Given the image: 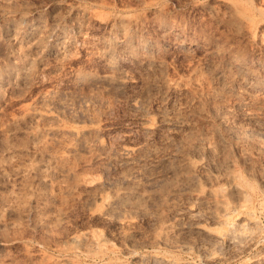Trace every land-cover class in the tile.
<instances>
[{"label": "rangeland", "instance_id": "obj_1", "mask_svg": "<svg viewBox=\"0 0 264 264\" xmlns=\"http://www.w3.org/2000/svg\"><path fill=\"white\" fill-rule=\"evenodd\" d=\"M78 8L128 21L130 33L118 37L121 44L114 52L113 68L127 76L121 90L94 76L76 80L77 70L105 71L90 43L73 44L59 61L46 46L42 58L31 63L22 55L21 42L8 44L1 32L12 15H40L49 23L56 16L68 19ZM85 26L90 36L108 32L97 21ZM176 27L179 36L170 30ZM216 47L213 55L205 54ZM226 52L264 64V0H0V264H140L130 247L135 255L151 252L204 264L196 250L175 244L180 235L157 240L161 221L182 212L156 193L179 186L178 180L165 181L175 182L170 188L153 180L127 184L132 173L116 151L140 142L147 165L140 171L170 170L194 142L203 145L196 137L202 135L218 147L223 142L228 154L220 161L207 159L208 165L225 158L224 166L231 158L240 176H249L257 187L264 168V113L249 119L251 110L238 106L230 94H206L217 84L211 66L219 65ZM147 55L158 67L143 65ZM161 80L176 87L151 85ZM43 93L49 98L39 100ZM163 115L181 120L179 135H172ZM146 120L154 129L142 134L140 124ZM70 128L84 134L77 138ZM132 189L149 197L138 206L127 198L106 216L99 213L103 200L91 201L98 192L108 199ZM255 194V232L229 231L231 242L216 247L211 264H264V195ZM201 221L213 226L204 216Z\"/></svg>", "mask_w": 264, "mask_h": 264}, {"label": "bare ground", "instance_id": "obj_2", "mask_svg": "<svg viewBox=\"0 0 264 264\" xmlns=\"http://www.w3.org/2000/svg\"><path fill=\"white\" fill-rule=\"evenodd\" d=\"M229 5L233 8L232 4ZM69 13L68 19L56 16L49 23L40 15L35 17H23L19 16V14L12 15L5 21V27L1 29V32L8 44L16 41L21 42L20 50L22 55L31 63L38 62L41 55L44 54L46 46L50 47V52L54 59L59 61L60 58L65 57V50H69L73 44L77 42L81 44L84 42L90 43L94 48V57L104 61L105 71L96 75L89 71L77 70L75 71L76 80L79 81L94 76V78L107 83L113 90H121L127 76L124 70L116 68L117 66L115 69L113 68L115 64L114 52L116 46L121 44V40L118 37H127L130 33V28L127 25L128 21L121 18L120 15L119 17L110 16L103 19L96 12L79 8ZM90 20L107 26L108 32L99 36L88 35L89 28L85 26V22ZM170 30L174 31L177 36L181 33L178 27L171 28ZM124 42L126 43V41ZM128 48H131V45ZM218 49V47H216V50L206 48L205 54L213 55ZM219 63L217 66H214V63L211 66L212 77H216L217 84L208 88L206 94L222 97L228 93L238 106L251 110L247 115L249 119H259L260 114L264 113V64L259 61H255L254 63L252 61L249 62L242 55L231 52L223 53ZM143 65L147 69H154L158 67L159 63L156 59H152V57L147 55V61L143 62ZM161 81L162 83L160 84L153 83L151 85L154 87L162 86L165 90L176 87L172 83L164 80ZM50 92L51 95L50 93L40 94L39 100L48 99L49 97L46 96L49 95L51 98L54 92L52 90ZM253 110L257 111L253 112ZM50 117L52 118V115ZM161 117L162 122L171 126L172 135L180 134L181 120H175L164 115ZM222 117V115L219 116L220 120H222ZM148 121H142L140 124V132L142 134H147L154 129V126ZM49 129L51 131L55 130V128ZM69 132L76 135L77 138H81L84 134L83 130L74 128H70ZM196 137L202 141L203 145L194 142L191 145L192 151L185 152L177 167L170 170H156L151 173L148 172L149 174L143 173L142 170L140 171L144 165L145 169L147 166L142 162L143 159L140 151L143 144H140V142L131 145H121L117 148L116 153L119 154L120 158L125 162L124 164H127L131 170L129 171L132 173L131 179L133 180L128 181L127 184L134 182L140 184V181L153 180L154 182L159 181V183L164 182V186L168 185L170 188V184L173 186L175 183L173 181V183L167 184L168 181H171L170 178L175 177L176 179L173 178V180L179 181V183L178 181L176 182L179 186L175 184L176 187L168 189L162 185L163 191L156 193L158 197L164 200L168 207L181 210L182 212L181 217L161 221L160 235L157 237V240L162 243L165 241V236L168 233H176L180 235V239L175 244L181 250H196L200 258L202 257L205 261H203L204 264H211L217 259L216 251L218 249L215 251L216 247L221 246V243L229 244L231 242L232 236H229V231L231 232L232 230L235 233L244 235L248 231L252 232L253 230L255 232V229L258 227L259 220L257 221L252 195L255 192L264 195V168H261L260 177L258 178L259 183L255 187L250 181L249 176H240L238 171L233 168V161H231L229 156H227L230 158L226 161L227 164L224 166L221 164L225 160L226 155H228L227 153L223 154L226 150L223 142L219 143V145H224L225 148L222 149L223 146L220 145L221 148L218 147L214 141L212 142L208 138L204 140L205 137H202V135ZM73 149L74 147L69 148V150ZM223 155H225V158L222 161ZM221 156L223 157L220 163L218 160L220 161L219 157ZM213 157H218V160L216 161L215 159V161L218 162L219 168H215V165L218 164H207L206 160ZM220 181H223L222 185H219ZM182 194L187 195L186 199L182 200L178 198ZM147 197L149 196L144 194L141 189H132L121 193H114L108 199L106 197L103 199V195L98 192V194L92 196L91 201L95 202L97 199L103 200L99 213L102 216H106L111 211L124 206L127 198L134 199L135 206H138ZM199 214L210 220L213 226L202 222ZM129 253L133 254L132 257H135L140 264H190L151 252L149 254L147 252L146 255H135V250L131 249V247ZM255 262H258V260H254L250 264H254Z\"/></svg>", "mask_w": 264, "mask_h": 264}]
</instances>
